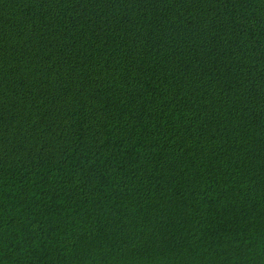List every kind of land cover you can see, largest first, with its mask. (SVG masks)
Segmentation results:
<instances>
[{
	"label": "trees",
	"instance_id": "trees-1",
	"mask_svg": "<svg viewBox=\"0 0 264 264\" xmlns=\"http://www.w3.org/2000/svg\"><path fill=\"white\" fill-rule=\"evenodd\" d=\"M0 264H264V0H0Z\"/></svg>",
	"mask_w": 264,
	"mask_h": 264
}]
</instances>
